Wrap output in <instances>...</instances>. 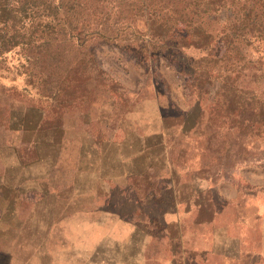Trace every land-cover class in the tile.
<instances>
[{"label":"rangeland","instance_id":"374dc122","mask_svg":"<svg viewBox=\"0 0 264 264\" xmlns=\"http://www.w3.org/2000/svg\"><path fill=\"white\" fill-rule=\"evenodd\" d=\"M89 48L84 107L29 108L0 70V264H264V124L208 120L215 82L199 100L163 56Z\"/></svg>","mask_w":264,"mask_h":264},{"label":"trees","instance_id":"16d2710c","mask_svg":"<svg viewBox=\"0 0 264 264\" xmlns=\"http://www.w3.org/2000/svg\"><path fill=\"white\" fill-rule=\"evenodd\" d=\"M93 40L141 63L163 56L199 100L215 82L208 120L264 124V0H0V70L21 78L6 89L29 108L94 101Z\"/></svg>","mask_w":264,"mask_h":264}]
</instances>
